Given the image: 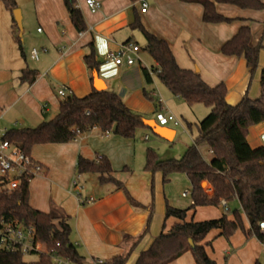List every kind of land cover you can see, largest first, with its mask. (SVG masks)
I'll use <instances>...</instances> for the list:
<instances>
[{"label": "crops", "instance_id": "1", "mask_svg": "<svg viewBox=\"0 0 264 264\" xmlns=\"http://www.w3.org/2000/svg\"><path fill=\"white\" fill-rule=\"evenodd\" d=\"M16 1L22 14L23 53L13 40L11 14L0 1V129L35 127L53 118L58 111L60 96L57 90L61 86L78 97L89 93L93 82L83 57L90 52V43H93L100 61L97 73L105 84L104 89L115 91L125 105L143 115V119H154L155 110L170 109V102L186 104L173 94L165 98L160 93L156 95L155 77L152 78L151 88L146 85L142 69H152L156 62L146 50L144 53L138 42L139 36L144 39L142 34L130 27L136 17L170 44L180 67L193 70L196 67L208 85L224 82L226 103L234 105L243 96L251 99L261 96L264 100V92L260 88L264 47L259 49L257 69L252 74L243 57L224 55L220 51L221 45L243 25L250 28L252 44L260 41L264 44V9L216 3V11L232 20L206 23L201 19L202 6L195 2L144 0L147 8L141 12L142 0H99L101 7L91 13L85 0H75L86 24V30L80 33L71 24L63 0ZM126 41L140 47V61L131 66L104 63L106 53L117 50ZM32 49L38 51L37 59L31 57ZM23 69L36 71V78L31 84L19 81ZM144 88L148 89L156 103L144 97ZM167 126L174 130L172 140L152 133L155 143L173 141L175 127L179 125ZM146 130L151 131L144 126L136 131L133 138H124L110 132L104 134L98 127H93L69 142L38 144L31 149V157L42 168L29 182L28 203L41 212H48L51 206H55L69 216V238L84 257V264H92L96 260L104 262L125 252L132 242L131 238L142 232L151 209L148 231L132 250L126 264H133L154 237L178 221L173 217L165 219V205L177 206L176 195L181 189H186L182 192L186 195L181 193L182 197L189 195V179L184 173L174 172L164 183L160 171L151 173L145 170L146 143L142 140L149 139ZM246 140L251 148L264 146V121L248 127ZM201 147L198 148L201 155L209 161L212 158L209 148L203 154ZM79 156L88 159L106 157L114 178L123 183L130 196L143 208L133 207L123 190L113 184H99L98 175L92 173L81 174L79 181L81 196L94 200L89 204H80L77 195L70 189L71 179L77 174ZM88 182L91 186L84 191V184ZM227 208L230 210L229 203ZM224 211L220 205L198 206L186 212L185 220L217 219ZM244 218L248 229L245 215ZM205 242H210L205 249L216 264L218 254L215 250L218 247L220 259L229 256L223 264H254L264 255V244L255 237L246 239L239 231H235L227 241L219 235L218 229H213L202 241ZM182 255L170 264H177Z\"/></svg>", "mask_w": 264, "mask_h": 264}, {"label": "trees", "instance_id": "2", "mask_svg": "<svg viewBox=\"0 0 264 264\" xmlns=\"http://www.w3.org/2000/svg\"><path fill=\"white\" fill-rule=\"evenodd\" d=\"M9 10L12 17V35L18 50L23 53L20 31L13 17L17 8L16 0H0ZM135 1V0H131ZM199 3L202 6L201 19L206 23L228 22L232 18L219 14L216 3H226L240 8L255 10L264 9L260 0H183ZM70 22L78 32L86 30V24L75 0H63ZM130 27L137 29L145 40L144 49L150 54L156 65L151 67L153 76L142 69L146 85L152 84L155 77L173 95L180 97L188 106L203 104L209 109L207 115L196 124L197 135L182 156L161 160L152 149L146 150L145 170L153 173L160 171L162 181L166 183L170 174L184 173L190 182L191 204L185 208L165 205V219L176 218L178 221L154 237L151 244L141 251L133 264H170L186 251H190L195 264H216L206 252L210 242L202 243L205 236L213 229L227 241L240 229L246 239L255 237L264 244V230L258 223L264 221V146L251 148L246 140L248 127L264 121V100L259 96H243L239 102L230 105L225 101L226 86L224 82L208 85L193 69L178 65L170 44L153 31L146 28L136 17ZM18 32V34H17ZM264 44H252L248 25L239 27L237 32L221 45L224 55L243 57L249 73H254L258 64L259 49ZM90 52L83 57L92 82V73L97 72L100 61L97 58L93 43L89 44ZM36 78V71L23 69L19 76L22 83L31 84ZM260 88L264 92V70L260 79ZM144 97L155 102L148 89H143ZM158 110H155V112ZM143 115L128 108L122 98L113 90H92L78 97L67 92L60 97L58 111L51 119L44 120L35 127L9 128L2 139L30 155L34 145L48 143H66L76 137V131L84 133L93 127L102 132L133 138L136 131L144 127ZM206 145L212 158L207 161L199 151V146ZM78 174H97L98 183H111L122 189L133 207L143 208L128 193L122 182L115 179L113 169L106 157L98 156L88 159L77 158ZM212 184V195H207L201 186L202 181ZM30 180L22 178L18 188L11 193L0 192V217L5 220H18L35 228L36 238L46 247L47 253H35L37 259L27 262L20 251L0 249V264H53L52 255H57L70 264H84L76 246L69 238V216L61 209L51 206L48 212L33 209L28 203ZM226 204L237 201L245 215L249 228L245 230L242 216L238 210L228 218V208L217 219L186 221V212L198 206H218L220 200ZM152 209L142 232L131 238L128 249L100 264H126L130 253L141 237L148 231ZM165 225H163V229ZM193 245L190 246L189 240ZM226 258V257H225ZM254 264H264L257 260Z\"/></svg>", "mask_w": 264, "mask_h": 264}, {"label": "built area", "instance_id": "3", "mask_svg": "<svg viewBox=\"0 0 264 264\" xmlns=\"http://www.w3.org/2000/svg\"><path fill=\"white\" fill-rule=\"evenodd\" d=\"M87 9L91 13H95L101 7L99 0H85ZM147 3L141 1V12H145ZM81 33V32H80ZM140 47L133 42L126 41L119 46L117 50L108 51L104 56V63L115 66H131L140 61L139 57ZM30 55L33 59L38 58V51L32 49ZM150 76H153L152 69H147ZM69 90L61 86L57 90V94L62 97ZM43 109L45 106L43 105ZM154 120L158 125L167 126L172 124L174 126L180 125L179 120L166 109H160L154 113ZM5 129H0V192L11 193L18 188L19 182L22 178L31 180L41 171V165L35 161L31 155L25 154L6 140L2 139ZM108 132H104L106 134ZM81 135L76 131V137ZM81 174H76L70 182V189L77 195L80 204L85 205L91 203L94 199L92 197H82L80 194ZM186 195V192L182 193ZM220 206L225 210L227 204L225 200H220ZM259 229L264 230V221L258 223ZM0 249L8 251H20L27 255L31 252L47 253L45 245L36 238L35 228L32 225H26L18 220H5L0 217ZM53 264H69V262L57 255H52ZM103 263L101 260L93 261L92 264Z\"/></svg>", "mask_w": 264, "mask_h": 264}, {"label": "rangeland", "instance_id": "4", "mask_svg": "<svg viewBox=\"0 0 264 264\" xmlns=\"http://www.w3.org/2000/svg\"><path fill=\"white\" fill-rule=\"evenodd\" d=\"M17 9H19L21 11L19 6H17ZM21 16H22V14H21ZM21 25H22V30H21L20 35H21V41H23L22 20H21ZM17 34H18V32H17ZM137 40L141 44L144 53H146L145 49H144V45H145L144 39L141 36H139V38ZM155 80H156L155 83L157 85V90H158V92L156 91L155 94L158 95V93H160L162 95V98L172 97V93L161 82H159L156 78H155ZM152 86L153 85H150V88ZM163 93H165V94L163 95ZM170 104H171V108L166 109V111L167 110L170 111L180 122V125L178 127H175L176 128V136L173 139V141L171 143H166L163 141H160V142L158 141L157 143H155L156 138L150 130H146V133H148V135H149V139L147 141L142 140V142L146 143V149L145 150H147L148 148L152 149L153 151H155L157 153L158 157L161 160L178 158V157L182 156V154L186 150L185 148L190 146L193 143L194 138L197 135V127H196L197 122L199 120H201L202 118H204L207 115V113L209 112V109L207 107H205L203 104H195L191 108H189L186 104L177 105L176 103H172V102H170ZM201 146H200L201 152H203V154H204L205 151L207 150V146L206 145H201ZM90 186L91 185L89 182L87 184L85 183L84 184V191L89 189ZM96 186H97V182H96ZM201 186L207 195H209V196L212 195L213 190H212V184L211 183L204 180L201 182ZM189 188H190L189 189V191H190L191 187H189ZM184 190H186V189H181L178 191V193L176 195V199L178 200L179 203L175 207L183 209L185 207H188L191 204L190 192H189V195L187 197L181 196V193ZM229 207H230V211L227 213V215L232 216V212L235 209L238 210L239 214L242 216L243 226L246 230V223L247 222L244 218V214H243L242 209L240 208V205L238 204V202L237 201H235V202L231 201L229 203ZM237 231L242 232L240 229L236 230V232ZM219 251H220V247H218V249L216 248L215 252H216V254H218L217 255L218 256V261H217L218 263L217 264H223L225 261L227 262V260L229 259V256L225 255L223 259H220L219 258V253H220ZM210 253L213 254L212 251H210ZM225 257H226V260H225ZM36 259H37V256L35 254L24 255V260L27 262L35 261ZM259 262L264 263V255L260 256ZM177 264H194V260H193L191 252L182 255V257L180 258V260L178 261ZM237 264H239V263L237 262Z\"/></svg>", "mask_w": 264, "mask_h": 264}, {"label": "water", "instance_id": "5", "mask_svg": "<svg viewBox=\"0 0 264 264\" xmlns=\"http://www.w3.org/2000/svg\"><path fill=\"white\" fill-rule=\"evenodd\" d=\"M13 16L15 23L20 31L22 30V25H21V12L19 9H14L13 10ZM195 71H198L197 68L194 69ZM92 82H93V88L95 90H102L105 88V84L102 79L98 77V73L95 71L92 73ZM143 124L150 128L152 133L155 135L164 138L166 140H172V137L174 135V130L169 128L168 126H161L156 123L154 119H143ZM190 246L193 245L192 240H189Z\"/></svg>", "mask_w": 264, "mask_h": 264}]
</instances>
